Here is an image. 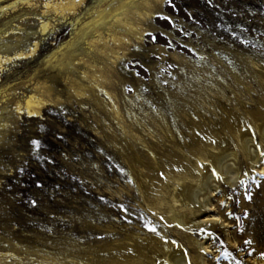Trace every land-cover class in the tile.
I'll return each instance as SVG.
<instances>
[{
  "label": "rangeland",
  "instance_id": "1",
  "mask_svg": "<svg viewBox=\"0 0 264 264\" xmlns=\"http://www.w3.org/2000/svg\"><path fill=\"white\" fill-rule=\"evenodd\" d=\"M95 3L46 16L57 27L38 53L0 72V264H125L121 254L126 264H264V157L259 171L245 157L250 147L264 152V0H165L114 63L89 41L121 27L115 17L140 0H102V14ZM41 10L0 0L4 39L30 43ZM84 58L111 70L102 84L113 94L102 91L99 102ZM68 79L84 91L74 94ZM38 81L61 99L29 117L15 103Z\"/></svg>",
  "mask_w": 264,
  "mask_h": 264
},
{
  "label": "bare ground",
  "instance_id": "2",
  "mask_svg": "<svg viewBox=\"0 0 264 264\" xmlns=\"http://www.w3.org/2000/svg\"><path fill=\"white\" fill-rule=\"evenodd\" d=\"M88 0H83V5L87 2ZM165 0H140L139 5H137L136 7L133 8H125L124 9V16L122 17H115L114 22H116L117 20H121L122 26L120 27L118 25V27L113 23L110 25L109 31L104 32V31H97V36L98 38L96 39H91L89 42L93 45H98L99 42L100 44V48L98 51H100V53H104L107 56H110L113 63L116 62V59L119 57L118 54L120 52H126L135 41L141 40L142 37L148 33V30L150 29L151 24L148 23L149 19L152 18L153 16H155L158 12H160L162 10L163 4H164ZM67 2L69 4L72 3V0H67ZM82 5H77L73 10L71 11H66L64 15H59L58 13L55 12H50L49 15H52V13L56 14V16H59L61 18H65L70 14L75 13L79 8H81ZM41 15L39 17L40 21H39V25H38V29H37V35L35 39H32L30 41V43L25 44V47H15L12 51H10V53H7V51L1 52L0 51V56H9V55H18V54H23L25 55V59H20V60H28L29 58H31L32 56H35L40 47H41V39L40 37L48 34L49 32H54V30L57 27V23H53L51 22L49 19H46V16L43 15V10H41ZM48 16V15H47ZM59 20V19H57ZM41 25H46L47 26V31H44L41 28ZM57 31V30H56ZM31 32V31H29ZM28 34V32L26 33ZM35 42V49L33 51V54L31 56H27V50L31 48V43ZM89 43V44H90ZM99 46V45H98ZM96 49V48H95ZM9 52V51H8ZM97 53V52H96ZM85 59V58H84ZM83 60V59H81ZM85 64L87 65V67L90 69L88 71L84 72V77H87V79H89L92 83H94V86L96 87L95 91L93 92V98L95 101L99 102L100 101V93L102 91L105 90V92L107 94H113V92L104 87L103 86V82L104 81H109V78H111L110 74H111V70L110 68L104 67V66H99L96 63H94L93 61L88 60L87 58L84 60ZM7 65V64H6ZM86 67V68H87ZM69 80V79H68ZM71 90L73 91L74 94H81L82 91H84L83 87L79 84L78 81L76 80H69L68 81ZM68 85V84H67ZM49 85H47L46 82H35L34 86H33V90L34 91H30L29 93H27L25 95V97L22 99L23 101H17L15 103V108L17 109L18 107L21 109V111H23V113H28V112H34V113H38L37 115H28L29 117H33V116H38L39 114H41L44 110V108L48 105L51 104L53 102H55L56 100L61 99L60 96H53V94L51 93L50 87H48ZM72 93V92H71ZM104 93V92H102ZM105 93V94H106ZM201 99V98H200ZM205 99V98H204ZM203 100V99H202ZM261 112H257L258 116L260 115ZM231 114V113H230ZM264 115V114H263ZM230 116V115H229ZM232 116V115H231ZM237 116V115H236ZM235 116V117H236ZM257 116V115H256ZM257 116V117H258ZM261 116V115H260ZM262 117V116H261ZM227 118V117H226ZM233 118V117H232ZM227 119H225L226 122ZM230 120V119H229ZM199 121V120H198ZM204 123V122H203ZM199 125V123H196ZM195 124V125H196ZM205 124V123H204ZM200 125H203L202 123ZM233 125V124H232ZM124 126V125H123ZM228 126V125H227ZM203 127V126H201ZM231 127V126H229ZM208 128V127H207ZM210 128V127H209ZM213 128V127H212ZM202 130V128H201ZM207 131V130H206ZM235 131V130H234ZM205 132V131H204ZM206 133V132H205ZM211 136V134H209ZM213 136V135H212ZM214 138V137H212ZM203 140V139H201ZM199 141V140H198ZM220 141V140H219ZM239 141V140H238ZM196 142V141H195ZM206 142V141H205ZM250 142V141H249ZM201 143V142H200ZM219 143V142H218ZM215 144V143H214ZM201 145V144H200ZM203 145V144H202ZM210 145V144H208ZM217 145V144H216ZM196 146V145H195ZM211 146V145H210ZM194 147V146H192ZM208 147V146H207ZM213 147V146H211ZM218 147V146H217ZM187 148V147H186ZM197 148V147H196ZM204 148V147H203ZM215 148V147H214ZM251 148V147H250ZM250 148H247L246 150V156L248 161L251 163L252 166V170H258L257 169V164L261 163V156L255 152V151H251ZM206 149V148H205ZM193 150V149H192ZM245 150V149H244ZM243 150V151H244ZM201 151V150H200ZM189 152V150H188ZM191 152V151H190ZM193 152V151H192ZM203 152V151H202ZM235 154V153H234ZM198 155V154H197ZM218 155V154H217ZM223 155V154H222ZM227 155V154H226ZM225 155V156H226ZM236 155V154H235ZM196 156V154H195ZM201 156V155H200ZM231 157V156H230ZM229 158V157H228ZM237 158V157H236ZM221 159V158H220ZM216 161V163H218V166L221 169H225L226 167H221V163L219 162V158L215 157V159H213ZM263 160V159H262ZM233 163V162H232ZM169 165H167L168 167ZM191 166V165H190ZM231 166V165H230ZM229 167V166H228ZM181 168V167H180ZM182 169V168H181ZM231 170V168H229ZM235 169V168H234ZM233 169V171H234ZM259 170L263 171L264 167L263 165H261V167L259 166ZM258 170V171H259ZM228 171V169H227ZM189 173V172H188ZM192 173V172H191ZM225 173V172H224ZM237 173V172H236ZM190 174V173H189ZM230 174V172H229ZM193 175V174H191ZM239 175V174H238ZM238 175H234V173H232L230 175V178H228L229 181H232V183H235L238 179ZM227 176V175H226ZM190 177V176H189ZM207 177V176H206ZM243 178V177H242ZM241 178V179H242ZM192 179V178H190ZM240 179V178H239ZM204 186V184L202 185ZM201 186V187H202ZM206 187V186H205ZM208 187V186H207ZM192 188V187H191ZM203 188V187H202ZM195 190V189H194ZM193 190V191H194ZM215 191V188H209L208 189V196H211L212 192ZM189 192V191H188ZM201 192V190L199 191ZM187 197V196H186ZM192 197V196H191ZM194 197V196H193ZM195 198V197H194ZM209 198V197H207ZM190 199V198H189ZM190 201V200H189ZM207 202V201H206ZM206 205V204H205ZM174 212V211H173ZM177 219L180 223L184 224V216L181 214H176L175 216H173V219ZM207 219H205L204 221H206ZM212 220V219H211ZM202 221V220H201ZM181 224V225H182ZM145 245V244H143ZM198 245V244H197ZM200 246V245H199ZM130 247V246H129ZM146 247V246H144ZM198 247V246H197ZM147 248V247H146ZM200 248V247H199ZM128 249L129 252L134 251L136 252L137 249L136 247L134 248H126ZM206 249V248H205ZM131 250V251H130ZM118 252V250H117ZM70 253V252H69ZM120 253V252H119ZM139 253V252H138ZM75 254V253H74ZM182 255V254H181ZM177 256V255H176ZM180 256V255H179ZM104 257V256H103ZM108 258V256H106ZM120 260L121 261H126L125 260V254H121L120 256ZM178 257V256H177ZM182 257V256H181ZM180 257V258H181ZM97 258V257H96ZM105 258V257H104ZM117 258V257H115ZM140 258V256H139ZM77 259V258H76ZM109 259V258H108ZM141 259V258H140ZM179 259V258H178ZM71 260V259H70ZM73 260V259H72ZM82 260V259H81ZM132 260V259H131ZM176 260V258H175ZM93 261V260H92ZM106 261V260H105ZM109 261V260H108ZM116 261V260H115ZM130 261V260H129ZM82 262V261H81ZM118 262V261H116ZM131 262V261H130ZM130 262H128V264H130ZM178 262V261H177ZM205 262V261H203ZM94 263V262H93ZM111 263V262H110ZM125 263V264H126ZM92 264V263H91ZM100 264V261H99ZM103 264V262H102ZM118 264V263H117ZM133 264V262H132ZM135 264V263H134ZM174 264V263H172ZM206 264V263H205Z\"/></svg>",
  "mask_w": 264,
  "mask_h": 264
},
{
  "label": "snow or ice",
  "instance_id": "3",
  "mask_svg": "<svg viewBox=\"0 0 264 264\" xmlns=\"http://www.w3.org/2000/svg\"><path fill=\"white\" fill-rule=\"evenodd\" d=\"M209 2H211V0H209ZM17 3L24 6L25 8L28 9H34V8H42L43 9V15L47 16L50 14V12H55L58 13L59 15H64L66 11H71L73 10L77 5H82V10L83 8H86V5H83V0H72V3L69 4L67 2V0H43V3H38L36 2V0H17ZM102 3V0H96V3L93 4L91 6V11L92 13H96V14H102L104 11H106L105 9H102L100 7ZM91 14V13H90ZM157 15H159V13H157ZM23 19H26V17H21ZM39 18V17H37ZM41 28L44 31H47V26L46 25H41ZM14 31H21V29L19 27H16L14 29ZM0 33H2V35H0V50L4 49V48H8V47H25V43L22 41H18V40H11V39H4V37L8 36V32L6 30L0 29ZM233 35H235V33H233ZM155 35L152 36V40H155ZM81 39H84V37H81ZM185 47H187V45H185ZM35 49V42L33 41L31 43V48L27 50V56H31L33 54V51ZM25 55L18 54V55H9V56H0V72H5L7 71L5 65L12 62V61H16V60H20V59H25ZM262 63H264V61H262ZM0 92L5 93V98H7V91L5 88H0ZM17 111H21V109L18 107ZM28 115H37L38 113H34V112H28ZM4 139L3 134L0 133V141H2ZM33 144H38V141H33ZM261 157H264V152L260 153ZM212 174L214 176L217 177V179H223V177L219 176L218 173H216L215 169L212 170ZM161 175H163V173H161ZM260 175L264 176V172H262ZM257 186H259V181H256ZM37 186L39 187V182L37 183ZM218 191V190H217ZM216 193H213V195H215ZM244 197L245 199L251 200L252 198V194L250 191H245L244 192ZM103 199V197L101 198ZM33 204L36 203V201H32ZM221 205L223 206V202H221ZM120 209L123 213H128L129 208L123 204H121ZM225 216L228 218H235L234 213L233 212H227L225 213ZM244 216L247 217L248 216V212L245 211L244 212ZM125 219H127V217L125 216ZM213 220L216 221V223L218 224L219 227H221L222 229H227L229 228L228 225H225L224 222L220 219L219 216H214ZM130 222V221H129ZM145 227H149L148 225H145ZM150 231L155 232L156 228L155 227H151ZM205 235L209 236V237H213L215 236V233L210 232L207 229H202L201 230ZM241 231H243V228H241ZM173 243H175V241H173ZM219 243L223 244L224 241L223 240H219ZM245 245H249L251 246L252 244V240L249 238L247 240L244 241ZM239 251V249H237ZM201 251H203V249H201ZM255 251V249H251L248 251V255H252V253ZM187 250H183L182 252V260L183 257L187 256ZM222 255L225 256H230L231 253H229L227 250H225ZM259 256L261 258H264V251L259 253ZM187 264H191V261H187ZM235 264H245L243 259H236L235 260Z\"/></svg>",
  "mask_w": 264,
  "mask_h": 264
}]
</instances>
